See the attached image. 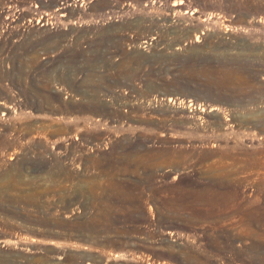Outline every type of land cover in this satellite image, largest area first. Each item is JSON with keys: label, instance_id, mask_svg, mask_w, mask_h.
Instances as JSON below:
<instances>
[{"label": "rangeland", "instance_id": "374dc122", "mask_svg": "<svg viewBox=\"0 0 264 264\" xmlns=\"http://www.w3.org/2000/svg\"><path fill=\"white\" fill-rule=\"evenodd\" d=\"M0 264H264V0H0Z\"/></svg>", "mask_w": 264, "mask_h": 264}, {"label": "bare ground", "instance_id": "6f19581e", "mask_svg": "<svg viewBox=\"0 0 264 264\" xmlns=\"http://www.w3.org/2000/svg\"><path fill=\"white\" fill-rule=\"evenodd\" d=\"M176 8V7H175Z\"/></svg>", "mask_w": 264, "mask_h": 264}]
</instances>
